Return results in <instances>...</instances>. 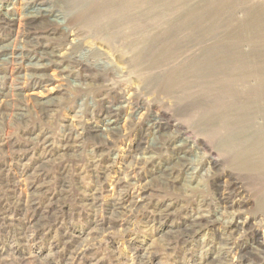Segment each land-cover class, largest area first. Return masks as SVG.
Here are the masks:
<instances>
[{"label": "rangeland", "instance_id": "obj_1", "mask_svg": "<svg viewBox=\"0 0 264 264\" xmlns=\"http://www.w3.org/2000/svg\"><path fill=\"white\" fill-rule=\"evenodd\" d=\"M0 10V264H237L264 241V0Z\"/></svg>", "mask_w": 264, "mask_h": 264}, {"label": "bare ground", "instance_id": "obj_2", "mask_svg": "<svg viewBox=\"0 0 264 264\" xmlns=\"http://www.w3.org/2000/svg\"><path fill=\"white\" fill-rule=\"evenodd\" d=\"M28 6V5H27ZM50 13L49 10L47 9H44L42 8L41 6H38V5H35V4H31L29 6V8L26 9V14L24 15L23 17V24L24 26L26 27V30L28 33H31L32 31H36L38 30L37 28V25H38V22L43 20L44 18H46V16ZM6 18V14L5 15H2V11L0 10V20H4ZM11 21V20H10ZM20 26V25H19ZM56 30V29H55ZM35 33V37L36 38H40V34L38 32H34ZM45 37V36H44ZM26 43V42H25ZM32 45L33 49L38 52V57L35 59L37 62H45V61H48L50 58L47 54V49L45 48L44 45H41V42L39 43L38 40L34 39L32 40V43L30 42L29 45ZM7 48V47H6ZM4 50V48H1L0 51ZM15 50V49H14ZM18 50V49H16ZM2 52V51H1ZM53 56V55H52ZM18 58V57H17ZM60 63V62H59ZM49 65V64H48ZM45 66V65H44ZM36 73V72H35ZM37 76V75H36ZM52 111V110H51ZM114 111H118V110H112L110 109V112H114ZM43 112V111H42ZM34 113V112H33ZM41 113V112H40ZM115 114L117 112H114ZM36 117V116H35ZM115 123H116V120L114 121H111V122H108L104 125V129L101 130V132L103 131L104 134L108 137H112L117 135L119 133L118 129L116 128L115 126ZM103 127V126H102ZM100 132V131H99ZM103 134V135H104ZM173 139H176V138H171V140ZM171 140H168L166 142V144H162V145H158L156 146L155 149H158V148H161L162 146H167L168 143L171 141ZM94 142V141H93ZM35 143V142H34ZM187 144V141L186 140H183L182 141V145H186ZM140 149L141 151L140 152H144L146 150V148H138ZM153 149V148H152ZM185 150L187 149H180V151L185 155L186 153L184 152ZM106 152V151H105ZM181 159H176V165H174V167L172 168H165L164 170V173H163V176H161L160 178L163 179L164 177V180H166V184L171 186L172 185V181L166 179V176H169L170 174H172L175 170V168L178 166V165H182L180 162ZM100 162V161H99ZM143 160H139V162H136L135 164V168L138 167L139 165H144L145 163H142ZM184 166V165H183ZM96 167V166H95ZM212 180V179H211ZM237 185V184H236ZM122 188V187H121ZM123 188H127V185L124 186ZM139 192V191H138ZM127 199V198H126ZM122 202V201H121ZM125 203V204H124ZM124 203H122V206L121 208H126V207H132V208H135L137 207V202L133 199V198H129V200L127 201H124ZM236 204H230L228 205L227 207H223V212H226L227 210H232L234 207H235ZM114 208V207H113ZM119 208V207H118ZM128 209V208H127ZM130 209V208H129ZM128 211V210H127ZM113 212V210H112ZM121 213V212H120ZM157 214V213H156ZM226 214V213H224ZM123 215V213H122ZM164 217V216H163ZM162 218V217H161ZM160 218V219H161ZM205 220H207L205 217H202V216H197V217H192L190 220H189V223L188 225L185 227L184 231H182L181 233H183L185 236H190L192 235L193 233H196L198 231H200L204 226L203 224L206 222ZM115 221V220H114ZM214 221L211 219V220H208V223H213ZM232 226H237V224H232ZM171 233V232H170ZM183 235L182 238H185V236ZM182 236V235H181ZM252 238V237H251ZM187 239V238H186ZM181 238H174V240H169L167 245H175L177 242H180ZM225 240V239H224ZM259 241V240H258ZM178 244V243H177ZM247 245V244H246ZM248 249V252H244L241 250V252L239 253V257H238V262L237 264H248V257L251 255V254H262L264 256V241L263 242H257L255 244V246H250L247 248ZM246 251V250H245ZM264 259V258H263Z\"/></svg>", "mask_w": 264, "mask_h": 264}]
</instances>
